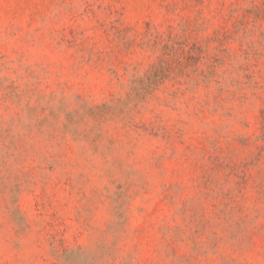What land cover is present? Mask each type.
<instances>
[{
  "label": "rangeland",
  "instance_id": "374dc122",
  "mask_svg": "<svg viewBox=\"0 0 264 264\" xmlns=\"http://www.w3.org/2000/svg\"><path fill=\"white\" fill-rule=\"evenodd\" d=\"M0 264H264V0H0Z\"/></svg>",
  "mask_w": 264,
  "mask_h": 264
}]
</instances>
